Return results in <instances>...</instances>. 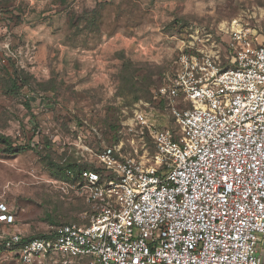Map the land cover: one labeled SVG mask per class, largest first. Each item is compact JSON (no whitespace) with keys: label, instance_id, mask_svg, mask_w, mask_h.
Instances as JSON below:
<instances>
[{"label":"built area","instance_id":"obj_1","mask_svg":"<svg viewBox=\"0 0 264 264\" xmlns=\"http://www.w3.org/2000/svg\"><path fill=\"white\" fill-rule=\"evenodd\" d=\"M228 64L216 50H183L176 73L154 92L177 129L134 110L123 129L153 151H95L60 187L90 209L82 219L25 240L1 239L21 264L59 255L88 264H262L264 238V35L235 17ZM194 48V45L191 46ZM149 106V102L141 100ZM183 103V105H181ZM149 142V141H148ZM16 219L0 204V223Z\"/></svg>","mask_w":264,"mask_h":264},{"label":"rangeland","instance_id":"obj_2","mask_svg":"<svg viewBox=\"0 0 264 264\" xmlns=\"http://www.w3.org/2000/svg\"><path fill=\"white\" fill-rule=\"evenodd\" d=\"M240 16L264 35V0H0V134L12 144L0 141V204L16 219L0 223V240L80 221L90 206L61 189L64 166L87 165V147L115 141L126 153L146 141L153 151L125 122L142 107L177 129L151 92L174 77L183 50H216L226 66L221 28ZM0 264L21 263L0 247ZM35 264L88 262L54 255Z\"/></svg>","mask_w":264,"mask_h":264},{"label":"trees","instance_id":"obj_3","mask_svg":"<svg viewBox=\"0 0 264 264\" xmlns=\"http://www.w3.org/2000/svg\"><path fill=\"white\" fill-rule=\"evenodd\" d=\"M11 86H16V85L13 83ZM150 100H152V101L154 102V92H151V94H150ZM161 105L165 106L164 104H161ZM165 107H166V106H165ZM161 123H162V122H161ZM162 124H163V123H162ZM164 125H168V124H164ZM168 126H169V125H168ZM0 141L7 143V144L10 146V148L12 147V144H11V142H10V138H9V137L0 134ZM116 143H117V141H115V142H114L113 144H111L110 146H113V145L116 144ZM10 148H9V149H10ZM19 149H23V148H19ZM11 150H13V149H11ZM98 150H100V148H99ZM13 151H14V150H13ZM82 167H89V165H85V164H82V163L80 164V162L67 163V164L64 166V175H65L66 170H68V169L79 170V169L82 168ZM68 222H69V221H67V222H61V223H59V224H56V226H57V225H60V224L68 223ZM77 222H79V221H77ZM47 235H49L48 232H47V233H43V234H39V235H29V236H24V238H25V240H27V239H31V238H34V237L47 236ZM0 247H1V248H4V250L8 251L7 248H6V246H5V243L3 242V240H0Z\"/></svg>","mask_w":264,"mask_h":264},{"label":"crops","instance_id":"obj_4","mask_svg":"<svg viewBox=\"0 0 264 264\" xmlns=\"http://www.w3.org/2000/svg\"><path fill=\"white\" fill-rule=\"evenodd\" d=\"M259 253L262 257V264H264V238L260 241Z\"/></svg>","mask_w":264,"mask_h":264}]
</instances>
